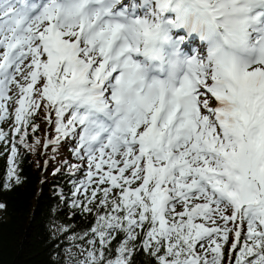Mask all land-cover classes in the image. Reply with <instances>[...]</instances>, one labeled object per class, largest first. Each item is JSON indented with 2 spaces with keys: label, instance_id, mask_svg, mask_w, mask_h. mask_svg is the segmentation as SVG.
<instances>
[{
  "label": "snow or ice",
  "instance_id": "1",
  "mask_svg": "<svg viewBox=\"0 0 264 264\" xmlns=\"http://www.w3.org/2000/svg\"><path fill=\"white\" fill-rule=\"evenodd\" d=\"M41 145L89 217L63 264H264V0H0L9 181Z\"/></svg>",
  "mask_w": 264,
  "mask_h": 264
},
{
  "label": "trees",
  "instance_id": "2",
  "mask_svg": "<svg viewBox=\"0 0 264 264\" xmlns=\"http://www.w3.org/2000/svg\"><path fill=\"white\" fill-rule=\"evenodd\" d=\"M45 126L41 123L36 133L41 140ZM40 147L35 152L21 148L19 183L7 179V158L0 156V204L5 206L0 210V264H63L71 243L68 235L73 229L82 232L89 224L88 215L72 207L73 179L65 174L70 151L53 152L49 147L42 154ZM43 158L50 160L45 170ZM64 227L69 229L67 235L62 233ZM148 260L141 254L137 264H148Z\"/></svg>",
  "mask_w": 264,
  "mask_h": 264
}]
</instances>
